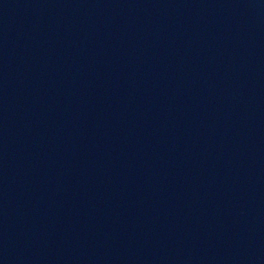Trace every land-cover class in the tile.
<instances>
[{
  "label": "water",
  "instance_id": "95a60500",
  "mask_svg": "<svg viewBox=\"0 0 264 264\" xmlns=\"http://www.w3.org/2000/svg\"><path fill=\"white\" fill-rule=\"evenodd\" d=\"M0 264H264V0H0Z\"/></svg>",
  "mask_w": 264,
  "mask_h": 264
}]
</instances>
